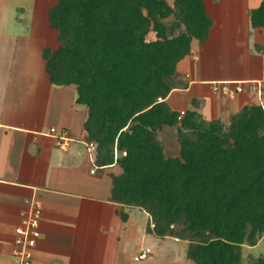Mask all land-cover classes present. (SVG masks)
<instances>
[{"label": "trees", "instance_id": "trees-1", "mask_svg": "<svg viewBox=\"0 0 264 264\" xmlns=\"http://www.w3.org/2000/svg\"><path fill=\"white\" fill-rule=\"evenodd\" d=\"M49 22L59 43L44 50L50 81L87 107L97 163L122 169L112 201L147 212L156 237L188 242L195 264H245L244 248L264 239V108L246 105L224 124L166 102L187 87L177 66L193 41L209 40L205 0H59ZM250 22L264 28V0ZM165 126L176 129L177 157L165 153Z\"/></svg>", "mask_w": 264, "mask_h": 264}, {"label": "crops", "instance_id": "crops-1", "mask_svg": "<svg viewBox=\"0 0 264 264\" xmlns=\"http://www.w3.org/2000/svg\"><path fill=\"white\" fill-rule=\"evenodd\" d=\"M42 2L0 0V264H13L15 230L36 202L42 206V235L33 264H131L134 248L138 255L149 252L142 261L164 262L170 241L181 240L156 237L148 231L152 218L147 212L112 201L113 177L122 173L121 167L97 163V150H89L84 129L87 107L77 104L74 88L50 81L44 50L59 47L58 31L49 22V10L59 0L44 10ZM262 2L205 0L214 24L209 40H194L191 54L177 66L178 81L187 87L166 98L173 111L181 116L194 111L207 121L228 123L244 106L256 105L250 93L223 95L214 87L262 78L250 65H263L264 53L256 47L264 46V28L254 29L250 22V11ZM218 11L228 19L239 16L233 32L216 20ZM226 41L229 63L220 58L219 47ZM53 127L69 130L73 141L66 150L50 135ZM161 140L168 157L179 156L174 127L165 126ZM141 217L143 227L137 221Z\"/></svg>", "mask_w": 264, "mask_h": 264}, {"label": "built area", "instance_id": "built-area-1", "mask_svg": "<svg viewBox=\"0 0 264 264\" xmlns=\"http://www.w3.org/2000/svg\"><path fill=\"white\" fill-rule=\"evenodd\" d=\"M214 92H220L223 95L247 92L254 95L258 99V105L264 108V71L262 72V78L259 80L217 84L214 87ZM184 114L182 113V115ZM50 135L56 141V145L63 150H66L73 141L67 128L59 129L53 127L50 129ZM88 147L90 151L97 149V145L93 142H90ZM41 218L42 206L40 202H36L15 230L16 239L15 249L13 250V264H33L34 249L37 247L42 235L40 229ZM148 253V251L143 250L141 254L135 257V260L142 261L147 259Z\"/></svg>", "mask_w": 264, "mask_h": 264}, {"label": "rangeland", "instance_id": "rangeland-1", "mask_svg": "<svg viewBox=\"0 0 264 264\" xmlns=\"http://www.w3.org/2000/svg\"><path fill=\"white\" fill-rule=\"evenodd\" d=\"M58 1V0H57ZM170 4H173V0H167ZM257 0H248L249 2V5H254L256 3ZM44 4V8L43 10L46 8V7H50L52 5L53 0H45V3L42 2ZM54 5V4H53ZM38 9L40 10V6L38 7ZM222 12V11H221ZM221 12L218 11V14H214L216 16V20L219 22V24L221 25H225V30L229 29L230 32H233L232 30V27L234 25H236V22L240 20L239 16L236 17V16H232L231 19H228L227 16H224L223 14L221 15ZM41 14V18H42V21H46L47 22V14H44V11H42ZM175 19L173 18H170L168 20H165V23L166 24H169L171 22H173ZM227 25L229 27H227ZM217 32V31H216ZM227 33V31H226ZM235 33V32H234ZM233 33V34H234ZM226 34H224L223 37H225ZM236 38V36H235ZM148 40H154L156 39V35L154 33H151L148 38ZM230 41V40H228ZM228 41H226L224 43V45L222 44L221 47L219 48H222V52L221 54L222 55H218L220 56V58H223L225 61H230V57L228 55V50H229V47H228ZM231 42H232V39H231ZM197 42H195V45L197 46ZM218 48V47H217ZM251 50H252V53H253V46L251 45ZM217 56V57H218ZM235 57V56H234ZM227 63V62H226ZM252 65L251 67V72H253V74H258V73H262L263 72V68H264V57H263V65H259V63H254V61L252 62ZM253 102L256 103V105H258V99L257 98H254L253 99ZM230 121H228V123H224V124H229ZM143 217V216H142ZM140 218V219H137L138 223L142 225V227L144 226L143 224L145 223V219L144 218ZM152 227V225H149L148 226V229ZM173 238V237H172ZM139 248H134L131 250L129 256L131 258V264H195L193 261L189 260L188 257H187V250H188V242L186 241H179V242H174V241H170V246H169V249L164 253L163 257V261L164 262H160L161 260H159L158 258L157 259H149L147 261H137L135 262L133 260L134 258V255H136L138 253V250ZM138 256V254H137ZM260 256H264V239L262 241L259 242V244L256 246V247H253V248H250V247H245L244 250H243V260H244V263L245 264H252L255 260H257V258H259Z\"/></svg>", "mask_w": 264, "mask_h": 264}]
</instances>
